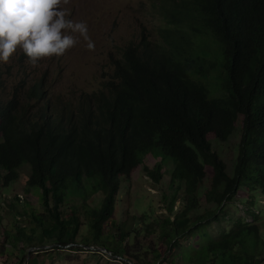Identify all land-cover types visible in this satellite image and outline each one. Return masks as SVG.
I'll return each mask as SVG.
<instances>
[{"label": "trees", "instance_id": "1", "mask_svg": "<svg viewBox=\"0 0 264 264\" xmlns=\"http://www.w3.org/2000/svg\"><path fill=\"white\" fill-rule=\"evenodd\" d=\"M169 7L164 44L142 34L125 45L97 90L55 94L43 78L0 101V191L22 175L23 192L36 197L35 205L25 197L8 204L5 245L43 253L93 247L126 264H264L255 214L215 238L206 231L241 188L264 195V0ZM239 117L229 176L208 137L225 142ZM147 155L159 158L152 169ZM138 167L155 184L169 175L166 215L129 218L123 210L117 221L122 182ZM201 197L213 209L200 213Z\"/></svg>", "mask_w": 264, "mask_h": 264}, {"label": "rangeland", "instance_id": "2", "mask_svg": "<svg viewBox=\"0 0 264 264\" xmlns=\"http://www.w3.org/2000/svg\"><path fill=\"white\" fill-rule=\"evenodd\" d=\"M170 0H70L65 7L69 10V19L84 21L88 26V34L95 44L94 51H88L85 42L81 39L74 48L68 50L59 59L44 60L38 66L32 67L26 62L21 51L11 58L6 65H0V101L8 100L14 87L21 82L26 86L31 82L46 79L55 94H65L67 90H83L91 92L97 90L103 81L109 79L116 60L121 59V52L125 45L137 40L142 34L149 36L151 41L164 44L161 29L167 27L166 11L170 9ZM207 85L211 97L217 96L214 92V81ZM241 117L236 122V129L225 141H215L208 138L217 156L225 163L226 173L231 176L237 156V148L241 140ZM159 158L147 155L143 164L152 169ZM163 170L170 173L172 160L167 159ZM25 174L27 170L23 171ZM163 173V171H162ZM207 177L211 170L206 168ZM169 175L163 173L158 184L153 183L143 172L141 167L135 168L128 181H123L121 187V203L117 206L115 219L121 218L123 210L130 217L140 216L151 211L152 217L166 215L165 204L161 200V193H171L167 183ZM22 175L7 191H0V264H126L119 258L111 257L103 249L93 247L84 248L80 245H69L51 253L36 252L31 249L23 252L12 249L4 244L3 227L7 224L4 214L10 211L8 204L15 198H26L32 205L36 204V197L25 194ZM178 192L174 213L181 208ZM253 197V198H252ZM100 199H95L93 206H98ZM199 212L213 209L200 198ZM264 195L259 191L249 192L241 188L233 202L226 204L223 211L217 213L219 221L211 220L206 231L212 237H217L222 229L229 230L233 222L240 219L251 223L250 214H255L257 224L264 228ZM19 218H17L18 220ZM254 223V221H253ZM264 231V230H263ZM192 240V239H191ZM21 248L22 244H18ZM81 247V250L78 248ZM51 251L50 247H45ZM166 258V257H165ZM30 259V260H29ZM168 259V258H166ZM29 260V261H28ZM161 264H167L163 259Z\"/></svg>", "mask_w": 264, "mask_h": 264}, {"label": "clouds", "instance_id": "3", "mask_svg": "<svg viewBox=\"0 0 264 264\" xmlns=\"http://www.w3.org/2000/svg\"><path fill=\"white\" fill-rule=\"evenodd\" d=\"M70 0H0V65L21 51L32 67L59 59L82 39L88 51L95 44L84 21L69 19Z\"/></svg>", "mask_w": 264, "mask_h": 264}, {"label": "water", "instance_id": "4", "mask_svg": "<svg viewBox=\"0 0 264 264\" xmlns=\"http://www.w3.org/2000/svg\"><path fill=\"white\" fill-rule=\"evenodd\" d=\"M44 248H45V247H44ZM30 250H31V249H29L28 254H29Z\"/></svg>", "mask_w": 264, "mask_h": 264}]
</instances>
